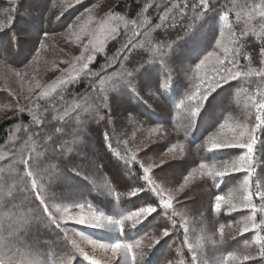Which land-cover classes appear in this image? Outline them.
Instances as JSON below:
<instances>
[{
	"label": "snow or ice",
	"instance_id": "6c2138e0",
	"mask_svg": "<svg viewBox=\"0 0 264 264\" xmlns=\"http://www.w3.org/2000/svg\"><path fill=\"white\" fill-rule=\"evenodd\" d=\"M81 2L75 0L77 4ZM168 2L170 7L164 8L158 23L146 13L153 8L160 9L164 0H144L135 18L128 19L110 11L109 16L97 21L98 27L91 31L88 26L95 18L92 9H85L66 32V39L75 43L88 35L81 55L61 61L68 63L69 68L61 70V76L51 84L41 85L32 76L34 87L29 88V95L23 97L28 104L21 106L17 103L15 106L16 115L27 111L30 121L9 129L0 145V264H74L77 255L89 264H139L145 255L144 248L152 249L169 237L172 230H178V223L184 230V240L177 249L175 264H209L203 252H197L203 248V237H198L195 243L190 241L188 208L183 201L187 198L195 202V193L188 196L190 185L196 182L207 184L210 180V187L220 189L226 178L236 173H244L238 185L239 197L233 194V190H229L227 195L217 194L210 202V208L215 216L221 213L231 216L244 210L248 214L234 223L220 224L217 229L219 240L213 235L209 242L214 248L222 245L226 229L232 230L229 233L232 237L247 233L253 235L241 249L218 255L215 264H264V0ZM17 3L18 0H9L6 19H0V31L14 27V16L10 13L17 10ZM72 6L73 0H60L59 5L53 4V8L60 7V15ZM59 18L56 16L55 19ZM109 18L119 23L113 26L108 22ZM46 22L51 25L55 20L49 17ZM178 29L182 36L178 34L177 40H171V33ZM97 32L103 35L98 42L94 39ZM52 35L49 31L43 32L40 47L35 48L33 59L24 70L9 71H14L21 81L30 71L34 73L42 54L52 47L47 43ZM121 35L125 39L109 57L107 45ZM190 38L196 39L197 48L186 49L177 43L180 39L187 42ZM25 41L28 42L27 37ZM19 43L20 37L13 31L10 44L18 47ZM99 54L105 56L104 64L93 71L89 65ZM3 55L0 47V56ZM155 65L159 66L162 74L160 88L164 93L175 85L177 79L180 82V99L175 103L179 119L173 125L175 130L179 131L177 124L181 122H186L188 128H196L208 106L232 82L238 86L228 103L241 107V116L237 118L229 112L222 122L217 119L203 142L196 145L197 154H205L201 157L202 162L188 171L183 183L176 188L157 184L150 173L159 165L140 161L137 156L139 149L132 151L127 148L128 141H123L125 168L131 176L133 166L139 163L143 170L139 179L144 184L132 186L123 193L114 188L107 193L102 192V195L114 196L122 204L118 212L109 215L91 201L81 198L72 187V177L82 175L81 165L76 161L84 159L76 147L78 129L82 124L80 116L82 112H89L97 122L105 120L101 110L111 112L112 96L125 92L138 95L140 76L146 75L148 69ZM0 66L7 67L6 56L0 59ZM83 79L88 80L91 92L79 98L74 96L69 101V87ZM35 89L39 91L31 95ZM241 93L244 94L242 105ZM225 99L221 97L218 101L221 114ZM73 114L77 128L65 140L63 125L74 118ZM129 120L134 121V118L130 116ZM53 122L59 123L54 125ZM49 126L54 127L57 138L49 133ZM149 131L163 138V129ZM104 136L107 140V132ZM229 149L241 151L238 155L229 153L227 158H217L218 154ZM188 151L187 145L178 140L166 149L164 155L183 157ZM113 155L118 160L122 159L119 150H114ZM163 163L162 160L161 165ZM84 178L87 179L86 176ZM140 193L151 194V198L136 210L129 211L123 201L127 199L131 203ZM257 200L259 203L255 202ZM161 211L171 228L165 227L159 235L154 231L138 239L128 236L130 229H136ZM69 222L113 235L108 242H102L79 230L73 229L70 233L67 229ZM53 226L63 233L64 247L59 254L52 248H45V242L39 239L42 230L51 231ZM70 235L86 241L93 249L101 250L105 258L85 252L75 239L69 238ZM184 248L191 254L190 261L184 258Z\"/></svg>",
	"mask_w": 264,
	"mask_h": 264
},
{
	"label": "trees",
	"instance_id": "16d2710c",
	"mask_svg": "<svg viewBox=\"0 0 264 264\" xmlns=\"http://www.w3.org/2000/svg\"><path fill=\"white\" fill-rule=\"evenodd\" d=\"M102 0H82L81 3H75L73 6L67 8L63 15H60V7L53 8V4L59 5L60 0H18L17 10L10 13L14 16V27L0 31V47L3 49V59L6 56L7 67L0 66V110L8 112L6 116L0 119V145L4 143L6 134L9 129L14 128L17 124H28L30 116L26 111L24 114L16 115V104L26 106L28 101L23 97L29 95L28 89L33 88L34 84L32 76L40 82L41 85L51 84L55 82L62 74L63 69H68V63H61V61H68L81 55L82 47L78 43L70 42L66 39V32L69 25H72L77 17H80L85 9H92V7ZM110 11L118 15H124L128 19L135 18L139 8L142 7L144 0H110ZM9 5V0H0V19H6V13ZM165 7H170L168 0H164L160 9H151L146 15L150 16L153 22H159V15L164 11ZM94 10L92 9V12ZM56 16L60 18L56 20ZM51 17L55 23L49 25L46 20ZM113 26H116L118 21H110ZM121 31L123 26L121 25ZM32 29L33 33L28 30ZM15 31L20 37V43L17 47L16 44H10L9 49L4 47L5 42H10L12 33ZM49 31L53 35L49 38L47 43L52 46L42 54L36 71L29 72L24 81H21L15 76L14 71H22L25 65L33 59L35 55V48L40 47L39 41L43 39V32ZM182 36L180 30L171 33L170 39L177 40V35ZM155 36V34H153ZM28 38V42L25 41ZM74 39V38H73ZM121 37L107 45V55L115 52L116 48L120 46ZM143 39V37H141ZM30 41V42H29ZM28 43V44H27ZM177 43L186 49L197 48L198 42L195 38H190L187 42L180 39ZM27 44V45H26ZM27 48H23L25 46ZM78 48V49H77ZM73 49V50H72ZM258 51V49H257ZM105 56L99 54L96 59L92 61L89 67L93 70H99L101 65L104 64ZM55 64V66H53ZM77 67L79 65L77 64ZM162 74L158 65L152 66L148 69L146 75H142L138 82V95L129 94L125 92L122 95H113L111 98V112L108 109L101 110V114L105 116V120L97 122L93 118V114L82 112L80 119L82 124L78 129V143L77 149L83 155L84 159H77V163L81 165L80 176L72 177L73 190L81 197L91 201L95 207L104 211L106 214L113 215L120 210L122 204L118 203L114 196H106L101 193H107L110 188H114L117 192H126L132 186L143 185L144 181L139 179L143 175V170L140 168L139 163L133 166V174L130 176L128 170L124 165V148L123 141H128L127 148L136 151L140 161L145 164L159 165L155 167L150 175H153L157 184L165 188H176L183 183L184 176L188 171L196 168L201 161V157L205 154L200 152L197 154L196 145L201 144L206 135L212 130V126L220 118L221 122L223 117L231 112L232 116H241V107L235 103L229 105L228 101L231 100V95L234 89L238 86L236 82L231 85H226L220 96L216 98L207 108L203 118L198 121L196 128L191 129L186 126V122L177 124L179 131L175 130L173 125L179 119L178 110L175 109V103L180 99V82L177 79L175 85L167 92L160 88ZM250 91L254 90L249 89ZM39 89H35L31 95H35ZM86 92H91L88 88V80L83 79L77 84H73L68 89L67 99L72 100V97L81 96ZM221 97H226L221 114L218 101ZM244 94L241 93L240 101L243 104ZM43 103V102H42ZM133 117L134 121H130L129 117ZM73 119L64 124L65 135L63 139L70 138L71 133L77 128L75 122V114ZM110 117V118H109ZM51 114H49V119ZM175 118V119H174ZM59 122H53L57 124ZM161 128L163 129V138H159L158 134H150V129ZM48 131L56 137L54 127L49 126ZM107 132L108 139H105L104 133ZM22 134V133H21ZM185 135L188 139L185 140ZM184 142L189 151L183 156H172L169 154L165 156L164 153L171 144L177 141ZM109 144L111 148H109ZM119 150L122 159L118 160L113 151ZM241 150L229 149L224 153L218 154V159L227 158L226 154L238 155ZM2 154V152H0ZM164 163L161 165V161ZM210 162V161H208ZM87 177L85 179L84 177ZM244 173H236L231 177L226 178V182L221 185L220 189L210 187L211 181L207 184L196 182L190 185L191 191L188 196L191 197L195 193V202L185 198L183 203L188 208V227L190 241L195 243L198 237H203V248L197 249V252H203V257L207 258L209 264H215V259L218 255H227L229 252H235L241 249L246 241L252 239V233L244 234L243 236L232 237L229 235L232 230L226 229L224 243L214 248L209 242V237L214 235L216 240H219V233L217 229L220 224L234 223L239 220L242 215H247V210L243 212L232 213L231 216L221 213L215 216L210 208V202L214 200L217 194L227 195L229 190H233V194L240 195L239 182L242 180ZM186 191H188L186 189ZM151 198V194L140 193L137 197L131 200L123 201L127 205L129 211L136 210L143 205L145 201ZM259 203V201H255ZM201 206V207H200ZM179 208L180 205H177ZM200 207V208H199ZM203 213V215H201ZM259 222V221H258ZM205 225V226H204ZM171 228L170 222L164 217L162 211L160 214H153L143 224L139 225L136 229H130L128 236L130 238H140L145 234H150L155 231L159 235V231L163 228ZM67 229L71 233L73 229L84 232L92 239H100L102 242H108L112 238V233H107L102 230H93L84 225H76L71 222L67 225ZM172 230L169 237L161 240V242L154 248H144V257L139 261V264H166L165 258L162 256L163 247L170 242L175 244V253L182 245L184 240V230L179 228ZM76 239L75 236L69 237ZM39 239L44 243L45 248H52L58 254L64 247L63 233L58 229L42 230ZM22 251L24 249H21ZM184 258L187 261L191 260V254L187 248L183 249ZM217 255V256H216ZM173 258V257H172ZM178 258H175L177 260ZM74 264H89L78 255L74 257ZM248 264H255V262H248Z\"/></svg>",
	"mask_w": 264,
	"mask_h": 264
},
{
	"label": "rangeland",
	"instance_id": "374dc122",
	"mask_svg": "<svg viewBox=\"0 0 264 264\" xmlns=\"http://www.w3.org/2000/svg\"><path fill=\"white\" fill-rule=\"evenodd\" d=\"M111 2L112 1H110V0H102L100 3L96 4L95 7H92V9L94 10L92 12V16L95 19L93 20L92 24H90L88 26L89 27V31H91L92 29H95V28L98 27L97 21L102 20L105 17H108L109 16V7H110L109 5H110ZM110 21L111 20L109 18V21L108 22H110ZM28 31L30 33L31 32L33 33L32 29H29ZM96 38H98V39H96ZM96 38H94V39H95L96 42H98V40L103 39V35L101 33L97 32L96 33ZM88 39H89V37L86 34L83 37V39L78 43V45L84 44L85 42H87ZM9 45H10V42H5L4 47H6V49H9ZM26 45L23 46L24 49L27 48ZM81 47H83V45L80 46V48ZM33 92H35V90ZM7 113L8 112H5V111L0 110V119L3 118L4 116H6ZM75 240L80 245V247L85 252H88L90 255H95L97 258H100V259H104L105 258L104 257V254L102 253L101 250L93 249V247L91 245L87 244L86 241L81 240L79 237H76ZM173 243L174 242H170L169 244H166L165 247H163L162 256H163V258H165L164 262H166V264H170V262H171V264H175V261H176L175 258H178L177 253H175L176 252L175 251V244H173Z\"/></svg>",
	"mask_w": 264,
	"mask_h": 264
}]
</instances>
